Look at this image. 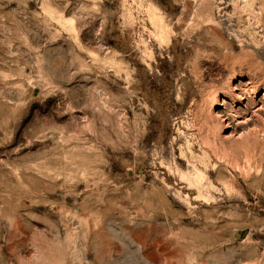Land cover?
Listing matches in <instances>:
<instances>
[{"label":"rangeland","instance_id":"1","mask_svg":"<svg viewBox=\"0 0 264 264\" xmlns=\"http://www.w3.org/2000/svg\"><path fill=\"white\" fill-rule=\"evenodd\" d=\"M232 68L264 0H0V264H264V131L203 142Z\"/></svg>","mask_w":264,"mask_h":264},{"label":"bare ground","instance_id":"2","mask_svg":"<svg viewBox=\"0 0 264 264\" xmlns=\"http://www.w3.org/2000/svg\"><path fill=\"white\" fill-rule=\"evenodd\" d=\"M227 75L223 82L210 83V94L206 92L208 101H211V107L208 113L209 120L206 118L205 122H203L208 124V121H210L211 126H208L213 131L210 137V132L208 133L209 130L207 129V134L203 137L204 146H208L217 158L220 157L221 159L234 156L235 152L233 154L230 149L235 150L236 147L232 148L235 145H238L237 150H239V145H247L252 138H255V142L258 141V137L262 136V131H264V113H261L264 111V80H254L250 70L243 72L242 69L237 70L232 68ZM248 95H250V99L247 97ZM250 104L252 105L251 107H249ZM248 107L252 108L250 114H244L243 112L245 111L246 113L245 109ZM241 108L244 109L242 113L239 112ZM251 120L255 125L253 127L248 126ZM241 125H244L245 128L243 127L244 129L237 130V127ZM248 148L252 149L253 146L251 148L249 145ZM248 148L245 149L250 150ZM247 150L245 151L247 152ZM227 160L229 161V159Z\"/></svg>","mask_w":264,"mask_h":264}]
</instances>
